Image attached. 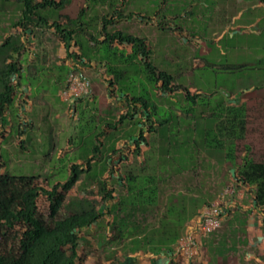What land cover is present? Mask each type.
Returning a JSON list of instances; mask_svg holds the SVG:
<instances>
[{
    "label": "rangeland",
    "instance_id": "374dc122",
    "mask_svg": "<svg viewBox=\"0 0 264 264\" xmlns=\"http://www.w3.org/2000/svg\"><path fill=\"white\" fill-rule=\"evenodd\" d=\"M18 5L21 6L14 4L9 11L2 10L0 6V39L11 30L10 25L19 19ZM79 13H82L81 21L88 25L93 35L97 34L102 23L100 16L131 15L129 19L118 20L113 28L145 38L151 49V64L159 71L170 74L176 86L184 87L191 93L198 91L199 94L193 101L186 98L180 88L165 97L159 96L156 84L148 81L145 75L148 71L141 60L119 61L116 54L120 51L109 49L102 43L89 48L94 59H107L106 75L111 71V66L120 74L122 71V77L117 80L121 89L128 92L130 97L150 101L155 107L151 106L154 118L163 123L161 133L153 131L152 135L142 126L146 141L141 143L140 149L135 144L140 140L138 137H132V142L115 143L121 155L111 162L116 164L115 169L120 167L106 177L108 182L113 183L115 193L120 192V182L113 179L117 176L121 178V156H128L130 166L134 168L140 167V161L141 164L147 162L149 167L160 162L158 169L181 173L174 177L177 183L186 180L192 186L193 183L200 186L203 191L200 199L195 201L197 205L204 199H213L227 185L230 174L218 159L208 156L204 137L200 130L194 133L193 125L199 128L204 124L200 116L203 108L218 111L229 103L230 97L233 100L240 99L238 94L241 92L249 98V105H256L261 110L264 108L262 105L258 107L262 103H257L256 99L264 97V0H66L58 8V14L70 18H77ZM44 41L47 43L48 40ZM5 50L0 48V65ZM26 57L27 54L23 59ZM38 71V78L30 76L24 83L29 81L32 86H39L32 94L39 101L29 117L42 122L36 126V131L28 129L25 137H19L18 125L14 126L2 141L0 171L5 167L12 175L38 177L40 186L51 189L56 183L66 181L70 162L74 161L77 154L87 159L94 145H98L99 150L94 153L99 162L91 163L89 174L91 177L103 178L105 173H102V168L105 166L102 163L107 155L106 144L109 146L114 137L122 136V140L126 139L135 129L128 130L129 120L124 119L119 128L114 129L110 135H104L102 145L96 137L103 134L104 124L115 122L118 110L125 112L126 104H118L117 99L109 95L108 84L104 79L93 77L92 72L87 70L86 76L94 98L85 96L75 112L58 98L57 82L67 75V67L55 63L51 66L39 63ZM115 95L120 94L115 91ZM50 105L56 113L49 110ZM57 113L60 115L58 118L55 117ZM259 116L262 115L253 112L246 141L252 151L262 154L264 124L263 117ZM147 124L152 126L151 123ZM19 138L24 139V148L18 142ZM212 139L213 134L208 137L209 144H212ZM179 159L184 161L179 163ZM85 175L82 176L83 183L74 187L69 195L84 193L99 203L101 212H106L108 206L97 196L96 187L90 186L94 183L89 182L90 179ZM85 182L89 184L85 186ZM233 198L236 206L229 207V210L242 208L241 211H244L242 202L248 203L247 194L240 198L234 195ZM44 202L45 198L41 196L40 203ZM244 212L249 216L252 229L259 232V229L264 228L262 212ZM65 213L67 209L62 208L61 215ZM258 213L261 215L259 218ZM104 223L100 221L99 226L102 227ZM240 248L243 262L250 264V256L246 259L245 255L250 252V247L244 245ZM257 255L264 258V253Z\"/></svg>",
    "mask_w": 264,
    "mask_h": 264
},
{
    "label": "trees",
    "instance_id": "16d2710c",
    "mask_svg": "<svg viewBox=\"0 0 264 264\" xmlns=\"http://www.w3.org/2000/svg\"><path fill=\"white\" fill-rule=\"evenodd\" d=\"M65 2L66 0H1L2 4H21L18 6L22 16L14 22L13 28L18 32L5 38L0 45V48L7 49L2 54L0 65V122L7 110L13 108L18 97L15 81L19 79L20 63L17 57L24 48L20 40V31H35L36 28H52L54 34L67 48V56L73 62L68 75L73 71L84 72V66L93 62L107 69V59L106 61L94 59L91 57L92 52L89 51L91 47L102 43L109 49L120 51L116 54L120 58L119 61L126 62L136 58L141 60L148 71L145 75L148 81L156 84L159 96L165 97L175 89L181 88L186 98L196 100L198 91L191 93L184 87L176 86L170 74L159 71L151 64L149 59L151 49L145 38L113 28L118 20L129 19L131 15L100 16L102 23L97 29V34L93 35L88 25L81 21L82 13H79L77 18L58 14V8ZM71 47L73 49H70ZM114 68L111 66V71L107 75L105 71L103 79L108 84L107 88L112 98L126 101V110L125 112L118 110L115 122L104 124L109 132L104 129L103 134L97 135L96 138L102 145L101 139H104V135H110L114 129L119 128L124 119H127L128 128L130 127L128 130L135 129L127 138L131 135L138 137L140 140L135 144L140 149L141 143L146 141L142 126L144 125L147 133L152 135L153 131L161 133L163 123L154 118L151 108L153 104L150 101L141 97H130L128 92L121 89L117 80L123 74ZM115 91L120 95H115ZM256 99L257 103H262L258 104V107L261 105L264 107V97ZM194 105L196 106V103ZM72 108L75 111V106ZM253 112L262 115L259 116L261 118L264 117V108L261 110L256 105H249L248 97L241 104L228 103L214 112L206 107L200 112L204 124L199 128L194 124L193 130L195 134L200 130L203 135L208 156L218 159L220 165L228 168L231 176L229 181L235 180L237 190L243 189L244 194H247L251 209L264 214V151L262 154L255 153L246 141L249 133L248 124ZM16 117L20 118L18 115ZM147 123H151L152 126L149 127ZM212 134L214 140L212 139V144H209L208 137ZM120 140L122 136L114 137L109 146L106 144L107 155L102 165L109 166L110 172H116L120 167L117 166L115 169L116 164L111 162L113 158L121 155L120 148L115 145ZM98 148V145H94L92 155L88 154L87 159L76 157V162L69 165L70 174L66 181L55 184L51 189L40 186L38 177L12 175L5 167L0 171V248H2L0 264H75L81 258L82 230L99 221L105 214L111 216V220L105 223V227L110 228V235L102 238L106 244L121 245L126 254L152 252L159 248L172 251V246L187 228L185 200H181L184 203L178 205L175 201L178 199H171V206L167 207L166 214L158 220V224L149 219L150 215L153 216L160 209L161 184L169 182L181 173L170 172L168 169L151 172L148 170L147 162L141 164V161L140 167L134 168L130 166L128 156H121L119 170L121 178L113 179L120 182V192L116 194L113 183H108L106 178L91 177L89 174L91 163L99 162L96 161L94 153L99 150ZM183 161L179 159V163ZM157 165H160V162ZM84 174L90 179L89 182L96 183L97 196L108 206L106 212H101L99 203L84 193L69 195ZM41 196L45 198L44 203H40ZM193 205L194 202L191 200L190 216ZM62 208L67 209L64 215H61ZM229 209H226L225 216L232 217L223 220L220 228L202 237L206 264H246L241 258L240 247L248 244V215L240 208L233 211ZM198 258H191L187 263L178 264H201L202 261Z\"/></svg>",
    "mask_w": 264,
    "mask_h": 264
},
{
    "label": "crops",
    "instance_id": "0c3cea01",
    "mask_svg": "<svg viewBox=\"0 0 264 264\" xmlns=\"http://www.w3.org/2000/svg\"><path fill=\"white\" fill-rule=\"evenodd\" d=\"M65 4V3H64ZM14 4L12 3H5L0 5L2 10L9 11L11 9V6ZM17 18H21V12L20 7H17ZM18 19V20H19ZM16 20V21H18ZM53 20L50 21L52 23ZM11 26V30L9 32H6L5 35L0 39V45L3 43L4 39L9 37L13 33H17L18 30L13 28L14 23ZM21 37L20 40L22 44L24 45L23 50L21 51L20 55L17 57V61L20 63V75L19 79L15 81V88L18 93L17 100L13 106L12 109L7 110L5 113L3 119L0 122V157L1 156V148H2V141L7 137V135L12 131L15 125H18L19 129V137H25L27 135V130H35L36 126L40 125L42 122L40 119L31 118L29 117V113L33 112L34 107L36 103L39 101L38 98L32 96L33 92L38 89L39 86H32L31 83L28 81L27 83H24V80H29V77L32 76L34 78L39 77V71H38V64L42 63L45 66H51L52 63H55L58 66L65 65L67 67V75L60 81H58V98L60 101L64 102L60 98V91L62 88L66 85L67 76L69 73V67L73 66V62L71 59L68 58V50L64 46V44L60 41V39L54 34V30L52 28H36L35 31H20ZM45 35V38H44ZM49 36V37H48ZM48 40L47 43H45ZM51 42V43H50ZM38 47V49H36ZM70 49H73L71 47ZM27 54L26 59H23L24 55ZM10 61V60H8ZM7 61V62H8ZM2 62V59H1ZM87 70H90L93 77L103 79V73L105 72V69L102 65H97L95 62H93L91 65L84 66V71L86 73ZM108 87V86H107ZM93 89H91V93L88 95L91 99L94 98L93 95ZM240 96V99H232L229 98L230 104H241L242 102L247 100V96H244L243 93L238 94ZM237 94L233 95L234 97L238 96ZM83 101L82 99H77L76 102L73 103H67L68 108L69 107H77L78 103ZM118 104H126V101L121 98L117 99ZM51 112H55V109L53 106L50 105ZM74 111V109L72 108ZM76 111V109H75ZM16 115L20 116V118H17ZM56 118L60 117V115L57 113ZM17 121V122H16ZM262 123L264 124V117L262 118ZM20 125V127H19ZM107 133L109 132V129L105 128ZM132 137H136L134 135H131V137L120 140L118 144L121 142H132ZM24 139L19 138L18 142L20 145L23 146ZM264 140V139H263ZM264 147V146H263ZM264 149V148H263ZM76 157H79L77 154ZM75 157V158H76ZM73 162H76L75 159ZM73 162H70L73 163ZM79 162V161H77ZM123 165V164H122ZM91 170V169H89ZM88 170V171H89ZM148 170L151 172H157L158 168L157 166H148ZM68 172L70 174V169L68 167ZM102 172L105 173V176L103 178L108 177L110 173V167L102 168ZM86 176V175H85ZM118 177V176H117ZM231 179V176H230ZM195 181V179H194ZM64 182V181H63ZM108 182V181H107ZM193 182V181H192ZM60 183V182H58ZM83 183V180L79 181L75 187L81 185ZM87 183V182H85ZM111 183V182H108ZM57 184V183H56ZM198 184V183H196ZM91 187H96L97 185L94 183L93 185H90ZM203 190L200 189V186H195V184L190 183L189 181H182L181 183H177L176 180L172 179L169 182H164L161 184V191H160V209L153 214V216L150 215L149 221H156V224H158V220L162 219L163 215L166 214L167 207L171 206V199H178L177 201L178 205H182V201L185 200L187 211V226L191 220H193L198 212L203 208V206L209 202H211L214 197L216 196V193L213 197V199H204V201L197 205L195 203L196 200L200 199V194ZM234 198L232 197L230 199L229 207L234 205ZM182 200V201H181ZM191 200L194 202L193 205V211L190 216V209H191ZM173 205V204H172ZM242 205L244 207V211H247L249 214L253 211L251 209V202L248 200V203L242 202ZM228 207V208H229ZM242 209V208H240ZM255 212V211H254ZM153 213V212H152ZM153 217V218H152ZM232 217V215H226L224 220L227 218ZM261 217V215L258 213V218ZM249 218V216H248ZM111 220V216L109 214L103 215L99 221L94 223L93 225L89 227H85L82 230L81 233V239H80V255L81 258L76 261L75 264H178V263H187L189 259L181 256L178 254L175 250L176 244L172 246V251H170L167 248H159L155 251L149 252V251H140L136 254H126L124 250H122L121 245H108L102 240V236H109L110 235V228L105 227V223ZM104 221V225L102 227L99 226V222ZM157 226V225H156ZM247 246L250 247V252H247V256H250L252 262L250 264L257 263V264H264V258L262 256L257 255L258 253H264V228L259 229V232L255 231L251 228L250 223L248 221L247 226ZM204 255H200L198 259H201V264H206L204 260Z\"/></svg>",
    "mask_w": 264,
    "mask_h": 264
},
{
    "label": "built area",
    "instance_id": "2783aa9c",
    "mask_svg": "<svg viewBox=\"0 0 264 264\" xmlns=\"http://www.w3.org/2000/svg\"><path fill=\"white\" fill-rule=\"evenodd\" d=\"M90 93L91 84L85 72L73 71L60 91V98L64 102L73 103ZM243 194V189L237 190L235 180H230L215 199L205 204L189 222L185 233L176 243V252L187 259L200 257L203 253L202 237L221 227L230 199L234 195L240 198Z\"/></svg>",
    "mask_w": 264,
    "mask_h": 264
}]
</instances>
